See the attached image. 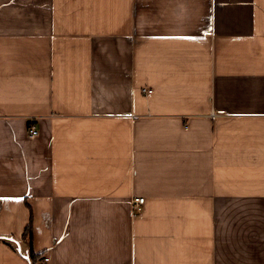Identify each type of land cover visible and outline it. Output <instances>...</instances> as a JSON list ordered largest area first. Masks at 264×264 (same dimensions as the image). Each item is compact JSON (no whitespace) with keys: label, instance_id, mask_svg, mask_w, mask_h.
Here are the masks:
<instances>
[{"label":"crops","instance_id":"1","mask_svg":"<svg viewBox=\"0 0 264 264\" xmlns=\"http://www.w3.org/2000/svg\"><path fill=\"white\" fill-rule=\"evenodd\" d=\"M0 264H264V0H0Z\"/></svg>","mask_w":264,"mask_h":264},{"label":"built area","instance_id":"2","mask_svg":"<svg viewBox=\"0 0 264 264\" xmlns=\"http://www.w3.org/2000/svg\"><path fill=\"white\" fill-rule=\"evenodd\" d=\"M144 91H148L147 89H144ZM30 132L32 135H36L38 133V129L36 128L34 122L32 121L31 122V125H30ZM145 201V197H142V196H135L133 197L132 199V207L134 209H140L141 205L144 203ZM49 260V255L48 253H43L41 255V258H40V262L41 263H46L48 262Z\"/></svg>","mask_w":264,"mask_h":264},{"label":"trees","instance_id":"3","mask_svg":"<svg viewBox=\"0 0 264 264\" xmlns=\"http://www.w3.org/2000/svg\"><path fill=\"white\" fill-rule=\"evenodd\" d=\"M32 236H33L32 221L30 220L29 224L27 225V227L24 231V237L29 241L30 248H31V251H30L31 257L35 258V257H38V255H35L33 248H32Z\"/></svg>","mask_w":264,"mask_h":264},{"label":"snow or ice","instance_id":"4","mask_svg":"<svg viewBox=\"0 0 264 264\" xmlns=\"http://www.w3.org/2000/svg\"><path fill=\"white\" fill-rule=\"evenodd\" d=\"M21 200L23 199V197L20 198Z\"/></svg>","mask_w":264,"mask_h":264}]
</instances>
